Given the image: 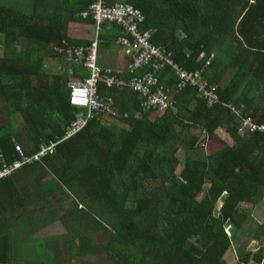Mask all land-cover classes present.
Masks as SVG:
<instances>
[{
    "label": "trees",
    "instance_id": "16d2710c",
    "mask_svg": "<svg viewBox=\"0 0 264 264\" xmlns=\"http://www.w3.org/2000/svg\"><path fill=\"white\" fill-rule=\"evenodd\" d=\"M124 1L145 16L140 27L153 31L154 44L219 87L220 104L211 108L195 87L174 91L173 105L150 121L157 112L143 110L141 95L100 85L119 116L96 118L66 139L79 111L68 85L90 73L54 46L63 40L89 46L97 38L99 55L108 37L81 16L97 0H0V121L9 120L0 127V171L21 161L18 146L30 159L52 149L0 179V231H7L0 237L2 263L263 264V246L230 263L226 256L251 217L246 206L264 202V134L242 131L241 117L229 107L264 124V0ZM112 29V35L122 31ZM129 58L125 75L102 68L125 83L152 68L134 70ZM46 60L56 72L43 68ZM160 85L168 93L177 85L170 68ZM220 128L234 146L209 155L200 145ZM181 149L184 160L177 157ZM57 195L69 210L57 213ZM229 219L239 227L235 238ZM58 220L69 234L57 237L50 254L45 241L12 245ZM253 238L264 241V222L256 223Z\"/></svg>",
    "mask_w": 264,
    "mask_h": 264
},
{
    "label": "built area",
    "instance_id": "2783aa9c",
    "mask_svg": "<svg viewBox=\"0 0 264 264\" xmlns=\"http://www.w3.org/2000/svg\"><path fill=\"white\" fill-rule=\"evenodd\" d=\"M81 16L84 19L92 18L96 22L97 35L105 24L121 26L123 35L117 40L130 57L132 56L133 61L130 67L137 70L151 63L152 68L141 77L135 76L125 83L120 81L110 69L102 68L97 56V38L89 46L68 45L69 42L67 40H64L62 45L54 46V50L59 54L66 52L67 62H77L90 73L89 78L73 80L68 85L70 89V104L79 111L68 128L66 139H70L80 133L96 118H116L119 116L114 100L100 95V85H105L107 89H114L116 86L120 88L128 87L129 90L143 97L142 108L144 111L165 112L173 105L170 92L168 93L160 85V74L166 68H170L176 77L177 85H175V89L177 92L195 87L199 95L208 100L211 108L220 104L219 87L210 85L204 78V72L188 71L182 68L171 58L165 46L154 44L152 42L153 31L142 30L141 28V24L145 21V16L132 4L129 5L124 0H97ZM229 107L241 117L240 125L242 131L256 130L264 134V124L257 125L251 116H243L241 110L236 109L232 105H229ZM50 150L52 149L43 148L38 156L30 159L24 156L23 151L18 146L17 151L21 161L14 162L12 166L0 171V179L10 176L24 165L40 160Z\"/></svg>",
    "mask_w": 264,
    "mask_h": 264
},
{
    "label": "rangeland",
    "instance_id": "374dc122",
    "mask_svg": "<svg viewBox=\"0 0 264 264\" xmlns=\"http://www.w3.org/2000/svg\"><path fill=\"white\" fill-rule=\"evenodd\" d=\"M74 27V26H72ZM103 30V29H102ZM49 64L51 63L50 61L46 60ZM160 115V113H156L155 115L151 116L152 118H150L151 121H155L156 118ZM18 117V115H17ZM20 122V118H17ZM105 123H107V125H112V121H110L109 119H105ZM7 122L5 121H0V127H3L2 125ZM19 122H17L16 124L19 127H22V123L20 124ZM9 123V120L8 122ZM20 130V128H19ZM18 131V130H17ZM225 131L220 128V130L218 132L215 133V136H212L209 138L208 144L206 145V152L209 153V155H216V153L222 151V149L226 148V147H232L234 146V142L226 135V133H224ZM192 133H198V131L196 132H192ZM177 157H179V159L184 160L185 158V150L181 149L178 152ZM183 170V165H181V167H179L178 169V174H180ZM204 195L200 196V198H203ZM60 203L63 204L62 207H60ZM219 205H221V202L219 201ZM246 205V204H245ZM54 208H56V211L59 212H63V211H67L69 210V203L66 202V200L64 198H61L59 195H57L56 199H55V203L53 204ZM247 208H249L251 210V217L249 218V220L247 221V225L246 227L243 229V231H238L239 233V238L237 241H235L233 248L229 251L228 255L226 256V261L227 262H232L233 260L237 259L238 255L241 251L243 250H250V251H257L260 249V247H264V241H258L256 239L253 238V232H254V228L257 224L263 223L264 222V202H261L260 204H258V206L256 207H251V206H246ZM49 232L51 237H55L56 241H57V237H64L67 236L69 234L68 230L65 228L62 220H58L56 221V223L51 226L49 228ZM36 235L43 237L45 235V232H38ZM35 250L37 249L34 248ZM237 251V252H236ZM49 253V251H48ZM45 258V257H43ZM91 258H85L84 260H88ZM45 260V259H43ZM92 260V259H91ZM103 259L102 261L105 262ZM92 264H94L92 262Z\"/></svg>",
    "mask_w": 264,
    "mask_h": 264
},
{
    "label": "crops",
    "instance_id": "0c3cea01",
    "mask_svg": "<svg viewBox=\"0 0 264 264\" xmlns=\"http://www.w3.org/2000/svg\"><path fill=\"white\" fill-rule=\"evenodd\" d=\"M114 26L118 27L122 31L121 32L116 31L114 33L115 35H112V32H110L109 30H114V29H112V27H114ZM102 29H103L102 33L104 35H107L106 37H108V38L106 39V42H105L104 46L100 47V45H99V47H100L99 48V55H98L99 62H100L102 67L110 68V69L118 72L121 75H125L126 70H127V66H129L128 63L130 62L129 54L127 53V51L125 50L124 47L120 48L115 43L116 39H118L121 35H123V29H122L121 26L115 25V24H112V25L111 24H105ZM108 35H110V36H108ZM111 35H112V37H111ZM50 62H51L50 64L48 62H44L43 68L46 71L51 69L52 72H56L55 68H53L55 62H52V61H50ZM64 67H66V66H64ZM111 99L114 100V98H111ZM114 102H115V100H114ZM155 114H152L151 116H153ZM160 115H161V113H160ZM150 118H152V117H150ZM116 123L119 124L120 126H122L120 121H115L112 124H114L116 126ZM193 124L195 125V123H192L190 121H186V120L184 121V125L185 126H191ZM189 128H191L190 130L192 132H196V128H194V127L193 128L189 127ZM219 130L220 129H218L216 132H218ZM224 133H226V135L234 142V140L229 136V134L226 131ZM212 136H215V133L213 135H211L210 137H212ZM209 138L205 141V143L203 145H200V147H204L206 149V145L208 144ZM184 150H185V156H186L187 150L186 149H184ZM55 223H52L49 226H46V227H44L42 229H39V231H37L33 235V237H29V239H27L26 241H23V239L20 240L19 238L13 240L12 241V245L14 247L19 246V245H21V241H22V245L23 246H24V244L31 245L32 240H35L37 244L42 243V241H45L46 244H49V248H48L49 253H48V251H47V253L50 254L51 245H54V244L58 243V241H56V238L55 237H51L50 232H49L50 231L49 228L51 226H53ZM6 232H7L6 229H4L3 231H0V237H6L7 236ZM38 232H45V235L43 237H41V235L38 236V235H36ZM19 236H22V238H23L24 234L22 235V234H20L18 232V237ZM26 237H28V236H26ZM1 245H0V249H1ZM0 252H2V250H0ZM0 260H1L0 264H4V263H2L3 262L2 261V257H1ZM52 262L53 261L50 260V259L47 260V263L40 261L41 264H54ZM5 264H7V263H5ZM12 264H29V262H26L24 260H16V261L12 262Z\"/></svg>",
    "mask_w": 264,
    "mask_h": 264
},
{
    "label": "water",
    "instance_id": "95a60500",
    "mask_svg": "<svg viewBox=\"0 0 264 264\" xmlns=\"http://www.w3.org/2000/svg\"><path fill=\"white\" fill-rule=\"evenodd\" d=\"M227 195H228V194H224V195L221 197V200H220L221 205H220L219 207L222 206V204L224 203V201H225L226 198H227ZM216 214H217V215L219 214V209H217ZM227 227H228V233H229V235H230L232 238H235L236 235L238 234V231H239V227H238V225H237L232 219H229ZM263 264H264V262H263Z\"/></svg>",
    "mask_w": 264,
    "mask_h": 264
},
{
    "label": "clouds",
    "instance_id": "9594fccd",
    "mask_svg": "<svg viewBox=\"0 0 264 264\" xmlns=\"http://www.w3.org/2000/svg\"><path fill=\"white\" fill-rule=\"evenodd\" d=\"M167 49V48H166ZM168 50V49H167ZM174 91H176V89L174 88V90H170V93H173ZM177 92V91H176Z\"/></svg>",
    "mask_w": 264,
    "mask_h": 264
}]
</instances>
